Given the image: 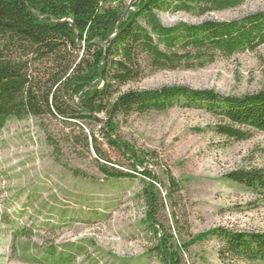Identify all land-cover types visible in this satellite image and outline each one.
Segmentation results:
<instances>
[{"label": "rangeland", "instance_id": "obj_1", "mask_svg": "<svg viewBox=\"0 0 264 264\" xmlns=\"http://www.w3.org/2000/svg\"><path fill=\"white\" fill-rule=\"evenodd\" d=\"M128 6L132 0H123ZM264 10V0H247L235 9L202 17L158 12L166 26L179 22L230 21ZM185 86L214 90L222 96H242L264 88V45L255 52L237 54L195 70L147 74L126 88L158 89ZM100 117V116H99ZM215 119L198 108L175 104L166 112L132 114L118 126L116 139L136 152H153L147 168L166 187V171L179 182L173 201H166L158 221L179 246L217 228L233 232H264V194L229 180L237 170L264 166V133L255 132L235 142L213 131ZM65 125L52 117L10 120L0 135V264H32L43 260L47 247L56 253H73L67 264H165L153 250L154 234L146 220L144 188L148 177L109 179L99 172L96 155L77 142L101 124ZM83 129V131L81 130ZM98 147L108 164L133 172L129 154L111 147L99 134ZM61 148L60 159L76 177L58 164L50 141ZM138 171L143 168L137 166ZM160 187L162 197L165 188ZM17 232L31 233L16 238ZM70 245V246H68ZM217 235L194 243L179 256V264H220ZM67 246V247H66ZM26 247H29L28 251ZM48 264V263H42ZM264 264V263H261Z\"/></svg>", "mask_w": 264, "mask_h": 264}, {"label": "trees", "instance_id": "obj_2", "mask_svg": "<svg viewBox=\"0 0 264 264\" xmlns=\"http://www.w3.org/2000/svg\"><path fill=\"white\" fill-rule=\"evenodd\" d=\"M246 1L134 0L122 19L127 8L123 0H0V135L10 120L29 117H52L70 126L101 124L97 134L122 154H129L134 173L108 164L94 131L84 133L81 129V135L74 139L94 152L97 168L105 177L125 179L139 174L152 180L144 188L146 220L154 234L161 233L153 250L165 264H179L184 249L209 235L223 241L218 250L220 264L264 263V232L217 228L191 236L182 245H172L173 238L163 230L158 216L164 199L174 200L179 182L166 171L164 187L147 168L148 157L157 158L156 154L136 152L116 139L120 122L130 115L162 113L175 104L204 110L215 119L213 131L231 141L264 133V88L239 97L185 86L126 88L149 73L201 69L220 58L255 52L264 45V10L237 20L172 26L164 25L157 16L158 12H183L202 17L235 9ZM50 144L58 164L74 176L86 178L62 163L55 139ZM137 166L143 170L138 171ZM227 178L264 194V166L237 170ZM162 186L164 197L159 189ZM30 234L17 232L13 241ZM56 252L51 245L43 260L32 255L23 260L67 264L73 259V253Z\"/></svg>", "mask_w": 264, "mask_h": 264}, {"label": "water", "instance_id": "obj_3", "mask_svg": "<svg viewBox=\"0 0 264 264\" xmlns=\"http://www.w3.org/2000/svg\"><path fill=\"white\" fill-rule=\"evenodd\" d=\"M133 1H134V0L130 1V3L128 4V6H127V8H126V11L124 12V14H123V16H122V19L126 16L128 10L131 9V4H132ZM122 19H121V20H122ZM117 27H119V25H118ZM114 37H115V34L112 35V36L109 38V40L107 41L106 44L110 43V41H111Z\"/></svg>", "mask_w": 264, "mask_h": 264}]
</instances>
